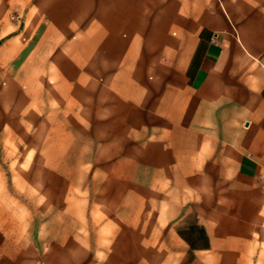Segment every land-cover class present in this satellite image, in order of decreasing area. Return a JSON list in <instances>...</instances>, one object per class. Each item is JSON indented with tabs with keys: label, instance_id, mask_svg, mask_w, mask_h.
<instances>
[{
	"label": "crops",
	"instance_id": "crops-1",
	"mask_svg": "<svg viewBox=\"0 0 264 264\" xmlns=\"http://www.w3.org/2000/svg\"><path fill=\"white\" fill-rule=\"evenodd\" d=\"M1 61L58 180L0 264H264V0H0Z\"/></svg>",
	"mask_w": 264,
	"mask_h": 264
},
{
	"label": "rangeland",
	"instance_id": "rangeland-1",
	"mask_svg": "<svg viewBox=\"0 0 264 264\" xmlns=\"http://www.w3.org/2000/svg\"><path fill=\"white\" fill-rule=\"evenodd\" d=\"M7 17L10 20L13 18L10 13ZM9 67L10 62H0V108H5L3 111L0 109V245L5 246L14 245V233H9L14 232V214L20 223L27 219L28 209L31 214L38 216V205L33 203L32 196L44 193L45 180H58L57 174L43 171L47 158L38 154L37 142L27 141L28 133L32 135L33 132L30 124L33 119H37L27 113L31 111L29 107L34 106L38 95L36 89L40 88L37 84L42 77L39 75L28 78L23 75L25 71H17L14 66V78H11L5 74ZM13 97L14 118L9 110ZM12 122L13 142L8 140ZM27 186L32 188L31 198L28 197ZM28 202L31 204L28 205ZM31 224L36 226L37 221L34 220Z\"/></svg>",
	"mask_w": 264,
	"mask_h": 264
}]
</instances>
